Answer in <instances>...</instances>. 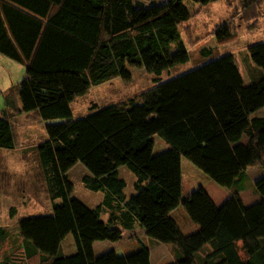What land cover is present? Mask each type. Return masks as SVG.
<instances>
[{"label": "trees", "instance_id": "trees-1", "mask_svg": "<svg viewBox=\"0 0 264 264\" xmlns=\"http://www.w3.org/2000/svg\"><path fill=\"white\" fill-rule=\"evenodd\" d=\"M143 1L0 0V56L25 69L5 104L14 110L17 99L18 113L46 124L36 155L49 198L60 200L51 216L21 222V256L10 253L9 264L32 259L35 264H150L147 248L123 257L94 255L95 242H119L124 231L136 227L147 239L177 250L171 264H264V176L253 187L259 203L245 207L237 197L246 169L264 171V117L250 118L264 107V43L247 48L261 73L248 86L234 57L225 55L157 84L137 102L92 108L72 119L74 99L114 79H128L129 68L159 77L188 63L179 25L191 15L183 0L148 8ZM190 1L205 7L219 0ZM213 36L219 44L233 39L226 26ZM210 55L200 52L203 58ZM6 117L5 112L0 117V149L13 151L17 140ZM154 136L167 151L153 155ZM243 136L247 143L240 145ZM180 157L233 196L215 207L198 189L181 202ZM77 163L88 172L80 181L83 188L102 195L93 209L71 198L67 173ZM119 167L135 178L129 198ZM180 202L198 228L188 236L170 215ZM103 212L106 221L100 219ZM69 234L75 252L62 256L60 243ZM6 238L0 229V244Z\"/></svg>", "mask_w": 264, "mask_h": 264}, {"label": "rangeland", "instance_id": "rangeland-1", "mask_svg": "<svg viewBox=\"0 0 264 264\" xmlns=\"http://www.w3.org/2000/svg\"><path fill=\"white\" fill-rule=\"evenodd\" d=\"M166 1L147 0L143 1V5L146 8L160 6ZM181 5L191 15L188 22L179 25V34L189 56L188 63L165 71L159 77L145 73L142 68H129L128 79H114L90 88L84 96L74 99L70 104L73 120L82 119L89 114L92 108L101 109L110 105H120L132 99L137 102L136 99L139 95L157 84L185 74L210 60L225 55L234 57L244 86L249 85L247 65L251 62L247 48L264 43V0H219L205 7L190 0H183ZM252 14H255L256 17L247 20L246 17L252 16ZM223 26H226L232 33L233 39L219 44L213 35L218 28ZM201 51H210L211 55L203 58L200 56ZM24 71V66L0 56V117L7 109L4 97L9 93V97L13 94L11 90L16 89L24 78ZM12 100L14 101L13 107H16V103L19 105L17 99L16 103L15 99ZM9 119L16 136L17 149L20 151L14 153L0 149V227L4 229L7 236L5 242L0 246V258L10 253L21 256V251L17 250L16 246L19 241V225L23 220L29 217L51 216L52 207L60 204V200L52 201L47 194L36 155V145L43 142L46 137L44 132L46 124L35 119H33L34 121L22 119L17 116L16 112L11 114ZM26 124L31 127L29 131L21 129ZM47 124H57V122ZM152 140L153 155L167 151L168 147L157 136H154ZM180 161L183 184L181 202L185 200L187 192L191 189L212 192L207 187V184L212 182L202 172L185 158L180 157ZM117 173L118 178L125 184L123 193L129 198L134 194L132 185L135 178L125 167H119ZM85 175H88V172L79 163L68 171L67 178L73 187L71 198L86 208L93 209L100 204L102 195L100 192H91L83 188L80 181ZM224 193L227 194V192ZM181 202L171 216L185 233L191 224L183 211ZM107 218V213L103 212L100 215V219L103 221H106ZM129 235L131 241H134L131 244H128L127 237ZM168 247L169 245L155 243L145 238L139 230H135L125 233L123 238L116 243L95 242L92 249L96 257L108 252H114L116 256L123 257L135 253L140 248H147L150 254V264H168L166 261L173 257ZM74 252L73 238L69 234L60 243V254L69 256ZM35 260L32 259L26 264H35Z\"/></svg>", "mask_w": 264, "mask_h": 264}, {"label": "crops", "instance_id": "crops-1", "mask_svg": "<svg viewBox=\"0 0 264 264\" xmlns=\"http://www.w3.org/2000/svg\"><path fill=\"white\" fill-rule=\"evenodd\" d=\"M247 72H248L249 84L255 82L256 80H258L261 77L260 71H258L251 63H248V65H247ZM15 103H16V99H15ZM12 104H14V101H12ZM19 110H20V106L18 105V103H16V107H15L14 110H12V109H8L7 110L6 109L5 110V113H6V116H7L6 118L8 120H10L9 116H11V114L16 112L18 117H22V119H26L27 115L26 114H22V113H18ZM261 117H264V107L261 108L260 110L256 111L255 113H253L250 116V118H261ZM10 122H11V120H10ZM26 125L23 128H21V129L24 130V131H29L31 127L29 125H27V126ZM246 143H247V138L244 137V136L238 142V144H240V145H245ZM19 151H20V149L18 150L16 148L12 152L15 153V152H19ZM180 173H181V191H182L183 184H182L181 161H180ZM245 176H246V179H245V183L243 185V190L241 192L237 193V197L240 200V202L245 207H247V206L259 203L261 201V198L254 192L253 187H254L255 182L258 179H260V178H262L264 176V171L262 169L248 168L245 171ZM207 187L212 191L210 193L209 192H206V193L210 197V199H211V201H212V203L214 204L215 207H220L225 201L229 200L233 196L232 190H225V189L218 188L215 185H213L212 183H208ZM192 192H194V190H192V189L189 190V192H187L185 197L187 198ZM224 192H227V194L224 193ZM172 214H173V211L170 213V215H172ZM0 229H3V228L0 227ZM178 229L180 230V232L183 235L188 236V235H191L192 233L196 232L198 228H197V226H194V225L191 224V225L188 226L187 232H185V233L183 232V230H181V228L178 227ZM135 230H139L143 234V236L145 237L144 231L142 229H140L139 227H136L134 230L124 231L122 233V238L125 235V233H130V232H133ZM127 238L129 239L128 240V244H131V243L134 242V241H131L130 235ZM3 243H1L0 246ZM20 247H21V241L19 239V241L17 243V246H16L17 250L20 249ZM168 248H169V252L172 253L173 257L169 261H166V262L168 264H171L178 257V252H177V250L174 247H172L170 245H169ZM2 250L4 251V249H2ZM202 254H204V252H200V254H198V256L201 257ZM7 257H8V255H5L2 258H0V264H9Z\"/></svg>", "mask_w": 264, "mask_h": 264}]
</instances>
